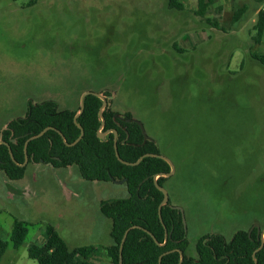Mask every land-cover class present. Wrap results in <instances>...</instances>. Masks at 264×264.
Listing matches in <instances>:
<instances>
[{
	"label": "rangeland",
	"instance_id": "1",
	"mask_svg": "<svg viewBox=\"0 0 264 264\" xmlns=\"http://www.w3.org/2000/svg\"><path fill=\"white\" fill-rule=\"evenodd\" d=\"M0 0V134L29 100L76 110L83 93H109L132 114L175 172L165 188L183 210L188 254L199 239L264 229V39L252 28L264 0H217L204 17L198 0ZM260 1V0H259ZM247 6L237 25L235 11ZM216 22L218 28L207 20ZM21 180L0 171V264H38L29 247L54 226L71 249L94 247L91 262L111 264L103 200L126 198L115 182H89L75 167L26 164ZM28 223L24 244L11 240Z\"/></svg>",
	"mask_w": 264,
	"mask_h": 264
},
{
	"label": "trees",
	"instance_id": "2",
	"mask_svg": "<svg viewBox=\"0 0 264 264\" xmlns=\"http://www.w3.org/2000/svg\"><path fill=\"white\" fill-rule=\"evenodd\" d=\"M14 2L20 0H12ZM36 0H32L31 4ZM169 8L182 11L180 0H168ZM217 0H198L197 15L204 17L208 9ZM261 2L263 0H257ZM248 7L237 9L231 20L232 25L239 24L247 13ZM256 21L252 28L254 44H261L264 39V8L256 11ZM218 28L216 22L207 20ZM252 58L264 65V55L251 53ZM109 96V93H103ZM103 101L93 95L85 98L84 112L74 119L80 111L60 109L56 101L35 102L29 100L24 116L12 119L0 134V171L11 181L25 177L27 166L24 147L28 138L48 130L42 137L28 144V165L43 163L56 169L75 167L80 176L89 182H114L125 180L128 190L126 198L103 200L100 203L101 213L111 221L110 237L112 243L105 246L111 264H120V245L125 232L133 226L125 241L122 257L123 264H179L180 253H184L182 264H255L253 254L262 244L261 234L255 228L251 235L249 230H238L228 241L222 234H208L201 237L196 245V256L188 254L189 240L182 215L175 209L171 200L162 208V219L159 217V206L164 195L155 184V177L171 171L170 165L163 159L147 157L137 166L122 164L116 157L114 148L117 131V145L120 157L127 162L135 163L146 154L161 155L160 148L154 141H145L142 130L133 120L132 114L121 115L108 105L103 114L105 126L103 132H109L106 140L98 138L97 132L102 120L99 110ZM78 125L82 126L84 136L81 141L68 147L61 134L69 144L74 143L81 135ZM9 145V146H8ZM11 149L14 160L11 157ZM167 177H159L158 184L165 188ZM169 239L166 245L159 246L155 240L164 244L165 228ZM262 231L264 229H261ZM29 234L28 223L15 220L11 240L15 249L20 248ZM44 241L41 245L29 247V257L38 264H94L92 255L94 247L82 246L71 249L57 229L47 225L44 229ZM153 235L155 239L151 236ZM8 244L0 237V261ZM258 264H264V247L257 252Z\"/></svg>",
	"mask_w": 264,
	"mask_h": 264
},
{
	"label": "water",
	"instance_id": "3",
	"mask_svg": "<svg viewBox=\"0 0 264 264\" xmlns=\"http://www.w3.org/2000/svg\"><path fill=\"white\" fill-rule=\"evenodd\" d=\"M89 95H93V96H95V97H98V98H100V99L103 101V105H102V107H101L100 110H99V116H100V118H101V120H102V124H101L100 129H99L98 132H97V136H98V138H99L100 140L105 141V140H106V136H107V134L109 133V132H103V128H104V126H105V118H104V114H103V112H104L105 108L109 105V103H108V99H107L106 96H104V95H102V94H100V93H93V92H85V93H83L82 96H81V99H80V111H79V113L75 116L74 121H75V123L77 124V119H78L79 116L84 112V109H85V98H86L87 96H89ZM127 121H128V122H131V121L137 122L138 125L140 126L141 130H142V133H143V136H144V140H145V141H153L151 138H149V136H148V134L146 133L145 128H144V126H143V124H142L141 122H139V121L136 120V119H133V120H127ZM78 127H79L80 130H81V135H80V137H79L74 143H72V144H69V143L66 141L65 137L61 134V136H62V138H63V141H64V143L66 144V146H68V147H73V146L77 145V144L81 141V139L83 138V136H84V130H83L82 126L78 125ZM50 129H52V128H46V129L43 130L40 134L28 138V140H27L26 143H25V147H24V152H25V162H24V164L21 165V167H25L26 164L28 163V160H29V159H28V144H29L31 141H34V140L39 139L40 137H42V136H43L48 130H50ZM112 132H113L114 135H115V138H114L115 154H116L117 159H118L122 164L127 165V166H137V165H139V164L142 162V160H143L144 158H147V157H154V158H160V159H163V160H165V161L170 165V167H171V171H170L169 173H167V174H160V175H158V176L155 177V184H156V187H157L158 190H160V191L163 193V195H164L163 201H162V203H161L160 206H159V217H160L161 222L163 223V219H162V208H163V206H165V205L169 202V193H168V191H167L166 188H164V187H162V186H160V185L158 184V178H159V177H167V178H168V177H171V176L174 174V172H175V168H174L172 162H171L169 159H167L166 157H164V156H162V155H158V154H146V155L142 156V157H141L137 162H135V163H131V162L124 161V160L120 157L119 152H118V145H117V137H118V134H117V131L113 130ZM3 144H5V142L2 141V140H0V145H3ZM8 146H9V145H8ZM9 151H10V154H11L12 159L14 160V157H13V155H12V152H11L10 147H9ZM114 182H115L116 184H123V183H125V180H122V181H114ZM174 208L177 209V210H179V212L181 213V215H182V219H183V223H184V226H185V229H186V232H187V224H186V220H185V216H184L183 210H182L181 208H179V207H174ZM134 228H138V226H133L132 228H129V229L125 232V234H124V236H123V239H122V242H121V245H120V264H123L122 251H123V247H124L125 241H126V239H127V236H128V234H129V232H130L132 229H134ZM164 228H165V232H166V235H165V242H164V244H161V243H159L157 240H155L156 243H157L159 246H164V245H166L167 242H168V239H169V235H168L167 229H166L165 226H164ZM255 228H257V229H258V233L261 234V240H262L261 247H260L257 251H255L254 254H253L254 262H255V264H258V262H257V260H256V254H257L258 251H260V250L264 247V230L262 231L260 225L256 224V225L250 230V232H249L250 235H251L252 231H253ZM150 235H151V234H150ZM151 236L155 239V237H154L153 235H151ZM168 253H170V252L164 253L163 255L160 256V258H159V264H161L162 258H163L165 255H167ZM179 253H180V256H181V258H180V263H179V264H182V263L184 262V253H183L182 251H179Z\"/></svg>",
	"mask_w": 264,
	"mask_h": 264
},
{
	"label": "crops",
	"instance_id": "4",
	"mask_svg": "<svg viewBox=\"0 0 264 264\" xmlns=\"http://www.w3.org/2000/svg\"><path fill=\"white\" fill-rule=\"evenodd\" d=\"M6 127V125L4 126V128Z\"/></svg>",
	"mask_w": 264,
	"mask_h": 264
}]
</instances>
